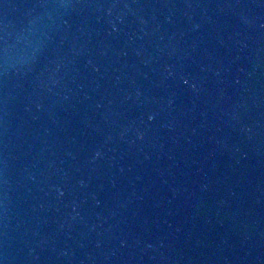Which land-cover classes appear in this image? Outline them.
I'll list each match as a JSON object with an SVG mask.
<instances>
[{"label":"water","instance_id":"water-1","mask_svg":"<svg viewBox=\"0 0 264 264\" xmlns=\"http://www.w3.org/2000/svg\"><path fill=\"white\" fill-rule=\"evenodd\" d=\"M0 264H264V0H0Z\"/></svg>","mask_w":264,"mask_h":264}]
</instances>
